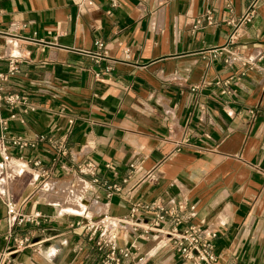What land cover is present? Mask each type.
<instances>
[{"label": "crops", "instance_id": "0c3cea01", "mask_svg": "<svg viewBox=\"0 0 264 264\" xmlns=\"http://www.w3.org/2000/svg\"><path fill=\"white\" fill-rule=\"evenodd\" d=\"M89 1L0 0V57L19 61L7 87L25 100L1 112L9 135L29 141L65 136L70 153L61 158L47 145L7 146L5 174L0 164L7 184L0 192V264H100L105 252L96 247L98 233L76 228L85 222L70 212L84 205L81 216L93 225L102 217L129 219L125 194L135 179L122 181L131 164L154 176L131 191L136 201L167 206L185 200V217L192 213L185 225L217 233L215 264H264V59L241 76L224 63L225 54L212 53L225 45L229 22L249 0ZM237 48L243 59L264 55V0ZM194 86L200 88L191 92ZM184 141L189 145L178 148ZM12 163L21 170L12 172ZM83 164L96 166L94 177L78 175L87 202L85 192L78 197L85 187L65 199L69 183L59 191L54 185L74 179ZM113 185L124 195L111 193ZM8 194L22 214L42 215L37 225L9 228ZM129 230L118 229V246L132 244L144 264H190L158 236L142 241V231ZM9 232L26 246L11 251Z\"/></svg>", "mask_w": 264, "mask_h": 264}, {"label": "built area", "instance_id": "2783aa9c", "mask_svg": "<svg viewBox=\"0 0 264 264\" xmlns=\"http://www.w3.org/2000/svg\"><path fill=\"white\" fill-rule=\"evenodd\" d=\"M90 4L89 0H82ZM261 0H249L248 5L243 14L236 20L230 21L231 31L227 37L226 43L223 47L212 50L213 56L217 57L225 54L224 63L229 67H238L242 73L247 70H253L256 61H262L264 55L258 59H243L238 54V42L241 39L244 27L251 23L257 14ZM96 49L102 50L103 44L101 42L94 43ZM0 62L6 63V71L0 72V164L3 168L11 162L10 156L7 153V146H11L20 151L27 148L36 150L39 145H47L48 150L55 157L66 158L70 157L65 141L66 137L57 138L53 135L39 136L35 141L25 140L20 135H9L8 119L3 118L1 112L4 107L15 109L25 103V100L17 94H12L8 90L9 82L19 73V61L10 55L0 57ZM228 82H225L227 84ZM219 85V83H217ZM200 87L194 86L191 92L199 90ZM33 110V109H31ZM14 119V116H10ZM69 125L73 124L72 120L68 121ZM187 141L182 142L179 146H188ZM33 168H40L41 161L33 162ZM129 175L122 181L123 185H128L132 178L135 182L132 184V189L127 190L125 196L131 202V210L129 219L115 220L108 217H102L97 222L98 225H93L92 220L86 216H80L85 222L76 223V228L89 231L91 236L97 234L96 247L98 251H104V258L100 264H144L141 259L136 257L135 247L131 244L129 247H119L117 243V231L124 225H129V231L134 233L142 231L138 236L142 241H148L150 236H158L164 245L170 247L176 254L179 255L182 261L190 264H215L217 256L214 252V241L217 238V233L209 228H202L199 226H186L187 219L192 217V213L185 217L186 201L180 203L171 201L167 206L156 205L155 203H141L135 200V195L132 192L139 183H152L154 176L151 173H143L142 169L137 164L129 165ZM78 176L94 177L96 173V166L92 164H83L74 169ZM42 175L41 177H43ZM96 182V180H93ZM42 185V190L45 191ZM111 193L124 195V189L120 185H113L108 188ZM6 205V221L10 229L14 226H22L26 224L37 225L42 215L40 213L22 214L16 207L14 198L11 195H5ZM139 214L151 216L150 222L142 223L140 221H133ZM132 224H128L131 223ZM111 225V226H110ZM117 227V228H116ZM128 229V227H127ZM6 239L12 240L14 248L11 251H17L25 247V242L21 239L14 238L11 232L8 233ZM133 249V252H132ZM135 250V251H134ZM9 252L8 254H10ZM2 255L0 256V261ZM4 260V259H3ZM7 264H10L8 259H5Z\"/></svg>", "mask_w": 264, "mask_h": 264}, {"label": "rangeland", "instance_id": "374dc122", "mask_svg": "<svg viewBox=\"0 0 264 264\" xmlns=\"http://www.w3.org/2000/svg\"><path fill=\"white\" fill-rule=\"evenodd\" d=\"M17 167H20L19 165H17V164H15V163H12V164H10V170L12 171V172H19L20 170H21V167H20V169H16ZM5 169L6 168H3V173L2 174H5L6 173V171H5ZM1 176V175H0ZM13 180V179H12ZM12 183V182H11ZM63 183H69V185H70V188H71V190L72 189H75L78 193L79 192H81L82 191V187H85V185H83V181L81 180V179H79V177L76 175V177L74 178V179H70V177L69 176H66V177H63L61 180H59V183H57V185H54V189H55V191H59V187L63 184ZM45 184H53V182H50V183H45ZM22 187H26L27 185L26 184H20ZM11 186V185H10ZM66 186H68V185H64V187L63 188H65ZM51 187V186H50ZM87 188H88V186H87ZM40 190V188H38L37 189V191H39ZM80 190V191H79ZM87 190L88 189H86V187H85V190L83 191V192H81L82 194L80 195V196H78L79 198L80 197H82V195H83V193H84V196H83V200L84 201H86L87 202V197H86V193H87ZM60 193V192H59ZM64 197H69V196H64ZM79 200V199H78ZM79 205V209L81 210L80 212H78V213H74V212H70V213H74V214H76V215H81L82 214V212L85 210V206L84 205H82V204H78ZM81 206V207H80ZM62 213H65V212H62ZM84 215V214H83ZM91 216H93V217H95V214H89L88 215V217H91Z\"/></svg>", "mask_w": 264, "mask_h": 264}, {"label": "bare ground", "instance_id": "6f19581e", "mask_svg": "<svg viewBox=\"0 0 264 264\" xmlns=\"http://www.w3.org/2000/svg\"><path fill=\"white\" fill-rule=\"evenodd\" d=\"M16 169H20V167H17ZM3 179H0V192H2V191H4L5 190V188L7 187V184H6V181L4 182V181H2ZM8 182H10L9 181V179H8ZM74 193H75V191L74 190H71L70 192H69V194H65L66 196H73L74 195ZM67 197H65V199H66ZM73 198V197H72ZM78 204V203H77ZM78 207H79V205H77ZM81 207V206H80ZM81 210L79 209V208H76V209H72L71 210V212H74V213H78V212H80ZM85 213V210L82 212V214L81 215H83Z\"/></svg>", "mask_w": 264, "mask_h": 264}]
</instances>
